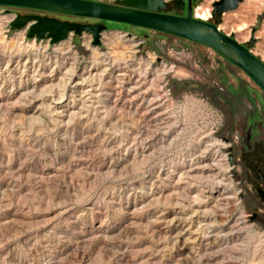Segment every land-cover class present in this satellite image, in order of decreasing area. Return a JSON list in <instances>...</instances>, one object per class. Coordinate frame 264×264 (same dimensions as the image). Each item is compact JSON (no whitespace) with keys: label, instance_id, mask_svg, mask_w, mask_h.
<instances>
[{"label":"rangeland","instance_id":"374dc122","mask_svg":"<svg viewBox=\"0 0 264 264\" xmlns=\"http://www.w3.org/2000/svg\"><path fill=\"white\" fill-rule=\"evenodd\" d=\"M167 1L166 11L186 14V0ZM213 1L190 0L192 12L211 10ZM12 12L101 22L106 30L99 46L91 45L87 33L55 44L33 42L2 29ZM218 28L240 43L253 37L250 51L264 62V0H241L222 14ZM113 33L124 37L109 44ZM136 40L142 43L132 46ZM54 63L59 68L51 80L35 82L39 77L32 69L43 66L47 72ZM163 63L172 64V71L159 75ZM57 80L62 86L39 90ZM24 81L37 84L38 97L27 98L35 95V105L15 92ZM0 103L5 104L0 107V182L15 174L12 187L0 186V264H113L120 255L117 264H149L154 253L156 264H196L198 255L189 247L197 245L181 244L187 229L190 239L208 237L203 242L213 244L210 251L219 250L220 264H264L256 248L260 237L264 245V206L252 169L260 155L257 140L264 138V94L211 48L123 23L1 6ZM56 109L63 111L60 116L53 114ZM244 143L250 148L244 150ZM102 155L104 166L84 165ZM205 163L210 164L202 173L192 170ZM159 210L178 216L170 233H182L177 243L156 246L150 226H166L156 224Z\"/></svg>","mask_w":264,"mask_h":264},{"label":"water","instance_id":"95a60500","mask_svg":"<svg viewBox=\"0 0 264 264\" xmlns=\"http://www.w3.org/2000/svg\"><path fill=\"white\" fill-rule=\"evenodd\" d=\"M240 2L241 0L213 1L210 21L192 16L190 0H186L185 15L167 13V0H115L114 3L95 0H0V5L123 23L184 38L211 48L242 70L264 94V62L250 51L253 37L240 43L218 28L222 14L235 9ZM9 26L24 29L28 39H49L51 44L66 39L69 34L87 33L92 46L101 44V33L106 30L101 22L82 24L38 14H18L10 21ZM227 158L229 164H232L230 149Z\"/></svg>","mask_w":264,"mask_h":264},{"label":"bare ground","instance_id":"6f19581e","mask_svg":"<svg viewBox=\"0 0 264 264\" xmlns=\"http://www.w3.org/2000/svg\"><path fill=\"white\" fill-rule=\"evenodd\" d=\"M194 16H196L197 18H199V19H202V20H208L209 18H210V9L209 8H202V7H199L196 11H195V9H194ZM242 26V25H241ZM241 26H238L237 27V29L236 30H241L242 29V27ZM243 28H245V27H243ZM70 35V34H69ZM68 35V36H69ZM68 36H67V38H68ZM123 37H124V35L123 34H121V33H113L111 36H109L108 37V43L109 44H111V42L116 38V39H120V38H122L123 39ZM66 40V39H65ZM62 41H64V40H62ZM67 43V42H66ZM87 43H88V41H87ZM89 45V44H88ZM135 44H133L132 46H134ZM32 47V46H31ZM71 48V45H67L66 46V50H69ZM21 49V48H20ZM60 50V49H59ZM95 50V48H93V51ZM31 51V50H30ZM33 52V51H32ZM23 53H25V52H23ZM31 53V52H30ZM29 53V54H30ZM35 53V52H34ZM37 53V52H36ZM38 54V53H37ZM40 54V53H39ZM42 54V53H41ZM44 54V53H43ZM70 54V53H69ZM20 55H17V58L19 57ZM27 56V55H26ZM31 56V55H30ZM42 56V55H41ZM55 57V56H54ZM154 57V56H153ZM15 58H16V56H15ZM34 58V57H33ZM57 58V57H56ZM55 58V59H56ZM12 59V58H11ZM19 59V58H18ZM17 59V60H18ZM27 59V58H26ZM54 59V60H55ZM61 59V58H60ZM14 60V59H13ZM44 60V59H43ZM51 60V59H50ZM33 61H35L34 59H33ZM94 61V60H93ZM151 61H152V59H151ZM150 61V62H151ZM16 62V61H15ZM44 62V61H43ZM61 62H63V61H61ZM114 62V61H113ZM150 62H148V65L150 64ZM34 63V62H33ZM94 63V62H93ZM23 64H24V61H23ZM45 64V63H44ZM55 64V63H54ZM61 64V63H60ZM52 65V64H51ZM6 66V65H5ZM15 66H16V64H15ZM54 66V65H53ZM51 67L50 69H49V71H47V72H45V70H46V68L45 67H38L37 66V68L36 69H32V72L34 73V75H36L37 77H39V78H37V79H35V82L36 81H38V82H45V81H50L51 79V77L52 76H54L57 72H56V70H57V68H59L58 66L56 67V64H55V66L54 67ZM30 67V66H29ZM56 67V68H55ZM172 64H165V63H163L162 65H161V67L156 71L159 75H163V74H165L166 72H168V71H172ZM5 68V67H4ZM31 68H32V66H31ZM72 68V67H71ZM71 68H69L68 67V70L70 71V69ZM14 70L16 69V68H13ZM13 70V71H14ZM24 70V69H23ZM22 70V71H23ZM27 70H28V67H27ZM31 70V69H30ZM67 70V69H66ZM66 70H64V71H66ZM67 70V71H68ZM74 70V69H73ZM104 70V69H103ZM5 71V70H4ZM11 71H12V69H11ZM105 71V70H104ZM26 72V71H25ZM71 73H73L72 71H70ZM88 72V71H87ZM2 73V72H1ZM136 73V72H135ZM17 74V73H16ZM67 74H69V72H67ZM94 74V73H93ZM103 74H104V72H103ZM123 74V73H122ZM28 75V74H27ZM30 75V74H29ZM63 75V74H62ZM61 75V77H63ZM66 75V74H65ZM70 75V74H69ZM87 75V74H86ZM90 75H91V73H90ZM97 75V74H96ZM102 75V74H101ZM112 75V74H111ZM117 75V74H116ZM132 75V74H131ZM83 77H85L84 75H82ZM60 76H59V78L58 79H60L61 78ZM65 77H67V76H65ZM15 78V77H14ZM30 78H32L31 76H30ZM88 78H89V76H88ZM92 78H93V76H92ZM100 78V77H99ZM127 78H129V77H127ZM66 79V78H65ZM95 79H96V77H95ZM130 79V78H129ZM32 80V79H31ZM61 80V79H60ZM87 80V79H86ZM89 80V79H88ZM93 80V79H92ZM117 80V79H116ZM121 80V79H120ZM126 80V79H125ZM62 81H63V78H62ZM62 81H60V82H62ZM81 81V80H80ZM85 81V80H84ZM123 81V80H122ZM25 82V81H24ZM35 82H31V83H27V82H25L23 85H19V87H17V88H15V92L16 93H18L19 91V93H18V97H20V98H23V99H27L32 93H33V91H35V90H37V84H35ZM77 82H79V81H77ZM86 82V81H85ZM124 82V81H123ZM27 83V84H26ZM64 82H62V84H63ZM75 83H76V81H75ZM91 83V82H90ZM99 83V82H98ZM56 84H58V85H61V84H59V80H57V83H49L48 85L47 84H44V86L41 88V87H39L40 89L39 90H41V89H43V88H48L49 90L48 91H50V88H52L53 86H56ZM77 84V83H76ZM127 84V83H126ZM56 86L57 88L59 87V86ZM62 86V85H61ZM72 86V85H71ZM55 87V88H56ZM64 87V86H63ZM62 87V88H63ZM93 87V86H92ZM95 87V86H94ZM11 89H13V88H11ZM54 89V87L52 88V90ZM83 89V88H82ZM46 91H47V89H45ZM51 90V91H52ZM104 90V89H103ZM129 90V89H128ZM13 91V90H12ZM62 91V90H61ZM60 91V92H61ZM129 91H131V90H129ZM39 92V91H38ZM41 92H43V91H41ZM59 92V93H60ZM35 93V92H34ZM33 93V94H34ZM40 93V92H39ZM58 93V94H59ZM110 93V92H109ZM11 94V93H10ZM36 94V93H35ZM63 94V93H62ZM37 95V97H38V94H36ZM82 95V94H81ZM144 95V94H143ZM61 96V95H60ZM32 97V96H31ZM34 97H36L35 95L30 99H27L28 100V103L30 104V105H35L36 103H37V100L38 99H36V98H34ZM75 97V96H74ZM40 99V98H39ZM74 99V98H73ZM58 101V100H57ZM5 103V102H4ZM56 104V103H55ZM115 104V103H114ZM3 105H5V104H2V103H0V107L1 106H3ZM40 105H43L42 103H40V104H38V108H39V106ZM28 106V105H27ZM158 106V105H157ZM42 107V106H41ZM82 107V106H81ZM112 108H113V106H112ZM57 110V109H56ZM112 110H114V109H112ZM63 111L61 110V111H53V114L54 115H56V116H60L61 115V113H62ZM76 112V111H75ZM74 112V113H75ZM110 112V111H109ZM71 113V112H70ZM71 115H72V113H71ZM113 116V115H112ZM111 116V117H112ZM33 117V116H32ZM155 117V116H154ZM157 117V116H156ZM34 118V117H33ZM149 124V123H148ZM147 125V124H146ZM143 126V125H142ZM159 126V125H158ZM145 127V126H144ZM162 127V126H161ZM71 127H69V129H70ZM139 128V127H138ZM73 129V128H72ZM82 129V128H81ZM140 129V128H139ZM138 130V129H137ZM141 130H142V128H141ZM160 130V129H159ZM223 144V143H222ZM105 148V147H104ZM106 149V148H105ZM210 150V149H209ZM199 157V156H198ZM202 157V156H201ZM196 158H197V156H196ZM90 160V159H89ZM110 160V159H109ZM202 160V159H201ZM222 160V159H221ZM92 163H90L89 165L88 164H84V165H86V167H90V168H94V167H98V168H100V167H102V166H104L105 164H106V159H105V156L104 155H102V156H97V157H95L94 156V158H92L91 160H90ZM223 161V160H222ZM88 162V161H87ZM94 162V163H93ZM194 162V161H193ZM218 162V161H217ZM117 163H118V160H115V161H113V162H110L108 165V167L109 168H114L116 165H117ZM198 164V163H197ZM209 166V164L208 163H205V164H202V165H197V166H195V167H192L193 169V171H196V172H200V173H202L206 168H207V165ZM225 164V163H224ZM224 164H217V166L222 170V166L224 165ZM212 165V164H211ZM215 166V165H214ZM209 168V167H208ZM213 168V167H212ZM215 169V168H214ZM190 170V169H189ZM186 172V171H185ZM184 172V173H185ZM14 172H12V174H10L11 176L9 177V179H7V177H4V179L0 182V186L1 187H4V188H8V187H12L13 186V184H14V180L12 179L13 177H14V175L15 174H13ZM187 174V173H186ZM41 173H40V175H38L37 177L38 178H41ZM196 175H198V174H195V175H190L189 173H188V176H190V177H196ZM209 175V174H208ZM187 176V175H186ZM199 176V175H198ZM215 176V175H214ZM168 177H170V176H168ZM209 177V176H208ZM216 177V176H215ZM182 178V177H181ZM189 177H187V179H188ZM210 178V177H209ZM180 179V178H179ZM223 179V178H222ZM178 180V179H177ZM182 180V179H181ZM206 180V179H205ZM204 180V181H205ZM179 181V180H178ZM188 181H191V180H188ZM212 181H214V178H212ZM220 181H222V180H220ZM218 182H219V180H218ZM174 183H176V182H174ZM172 184V186L173 185H176V184ZM205 183V182H204ZM210 184V183H209ZM230 184V183H229ZM211 185H212V183H211ZM228 185V184H227ZM169 186V185H168ZM207 186V185H206ZM213 186V185H212ZM216 186V185H215ZM175 187H177V186H175ZM178 187H179V185H178ZM173 188V187H172ZM186 189V188H185ZM187 189H189V187L187 188ZM210 189H212L211 187H210ZM177 190V189H176ZM2 191V190H1ZM157 192V191H156ZM172 192H173V190H172ZM190 192V191H189ZM158 193V192H157ZM177 193H179V192H177ZM160 194V193H159ZM197 196V195H196ZM195 197V196H194ZM230 197H232V196H230ZM190 198H191V196H190ZM193 198V197H192ZM199 198V197H198ZM210 198V197H209ZM226 198V197H225ZM228 198V197H227ZM234 198V197H233ZM197 199V197L194 199V200H196ZM230 199V198H229ZM200 200V198L198 199V201ZM201 201V200H200ZM207 201V200H206ZM216 201H218V200H216ZM141 202V201H140ZM190 202H191V200H190ZM195 202V201H194ZM197 202V201H196ZM139 203V202H138ZM202 203H204V202H202ZM218 203V202H217ZM228 203V202H227ZM188 204L189 203H187V206H188ZM195 204V203H194ZM198 204V203H197ZM208 204V203H207ZM219 204V203H218ZM179 205V204H178ZM179 206H181V205H179ZM183 206V205H182ZM184 206H186V205H184ZM191 206V205H190ZM217 206V205H216ZM219 206H221V205H219ZM192 207V206H191ZM175 208V207H174ZM188 208V207H187ZM199 209V208H198ZM198 209H197V211H198ZM210 209V208H209ZM208 209V212L209 211H211V210H209ZM222 209V208H221ZM179 210V209H178ZM177 210V211H178ZM201 210V209H200ZM205 210V209H204ZM213 210V209H212ZM217 210V209H216ZM216 210H214L213 211V213L216 211ZM176 211V212H177ZM189 211V210H188ZM187 211V212H188ZM196 211V210H195ZM194 210H193V212H195ZM173 211L171 210L170 212H162V211H160L159 210V212L158 211H156V213H158V215H157V218H156V224H158V223H164V224H166V226L165 227H160V226H150V229H151V232H152V234L155 236V238H157L158 239V241L156 242V246H161V247H164V245L163 244H165V243H167V242H169L170 240H173L175 243H177V239L176 238H179L180 236H181V234L182 233H180V232H176V234H173V235H170V233L172 232V230L175 228V225L174 224H172V222H173V220L175 219V217L174 216H176V215H174L173 217L172 216H170L171 215V213H172ZM180 212V211H179ZM182 212V211H181ZM185 212V211H184ZM186 212V213H187ZM201 212V211H200ZM205 212H207L206 210H205ZM204 211H202L201 213H203V217H204V213H205ZM212 212V211H211ZM195 213H197V212H195ZM212 213V214H213ZM208 214H211L210 212L208 213ZM218 215V214H217ZM216 215V216H217ZM180 216V215H179ZM176 217H178V216H176ZM180 218V217H179ZM184 218V217H183ZM187 218H188V216H187ZM185 219V218H184ZM190 219V218H189ZM186 220V219H185ZM187 221V220H186ZM198 221V220H197ZM204 221V220H203ZM209 221V220H208ZM214 221V220H213ZM186 223V222H185ZM199 224V223H198ZM209 224H212V223H210L209 222ZM179 225V224H178ZM181 225V224H180ZM202 225V224H201ZM215 225V224H214ZM213 225V226H214ZM231 225H233V224H231ZM164 226V225H163ZM189 226V225H188ZM192 226V225H191ZM208 226V225H207ZM213 226H211V227H213ZM218 227V226H217ZM234 227H236V226H234ZM181 228V227H180ZM186 228H188V227H186ZM185 228V229H186ZM199 228H200V226H199ZM207 228H209V226L207 227ZM216 229V228H215ZM196 230V229H195ZM194 230V231H195ZM229 230H230V225H229ZM237 230V232L240 230V228H237L236 229ZM235 230V231H236ZM241 230H242V228H241ZM180 231V230H179ZM186 231V230H185ZM209 231V230H208ZM211 231V230H210ZM222 231V230H221ZM182 232V231H181ZM199 232V231H198ZM206 232V231H205ZM204 232V233H205ZM231 232V231H230ZM243 232V231H242ZM190 233H191V231L189 230L188 231V229H187V231L185 232V234L187 235V237L186 238H184L182 241H181V244H183L184 246H186V244H196L197 245V247H195V246H190L189 247V249H191L190 250V252H192V253H194V252H196L197 253V255H198V259H197V262L198 263H200L202 260L204 261L203 263H206V264H220L219 262H220V260H218L217 261V258H218V255L220 254V252L217 254V251H219L218 249H217V251H210V249L212 248V246H213V244L211 245V243H209V241H207V242H203L205 239H203V238H205V237H207V236H201L200 238H198V239H196L195 237L193 238V239H190ZM216 234H214L215 236H214V239L218 236V233L217 232H215ZM224 234L226 233H228V231L227 232H223ZM233 233V232H232ZM241 233V232H240ZM192 234V233H191ZM195 234H196V232H195ZM212 235V234H211ZM220 235V234H219ZM221 235H223V234H221ZM227 235H229V234H227ZM208 236H209V234H208ZM160 237H162V239H161V241L159 240V238ZM182 238V237H181ZM208 238V237H207ZM180 239V238H179ZM214 241V240H213ZM155 242V241H154ZM212 242V241H211ZM260 242H262V240H261V237H260V239L258 240V242L257 243H259L258 245H256V248H257V250L259 251V253L261 252V258H263L264 259V249H263V247H264V245H262ZM174 243V244H175ZM218 243V242H217ZM215 244V243H214ZM220 244V243H219ZM218 244V245H219ZM116 245V244H115ZM216 245V244H215ZM62 246V245H61ZM64 246V245H63ZM220 246H218V248H219ZM228 247V246H227ZM61 248V247H60ZM225 248V247H224ZM194 249H199L200 251L201 250H206V249H208L210 252H207V251H204V254L202 253L203 251H201V253L202 254H200V252H199V250L198 251H196V250H194ZM212 249H214V248H212ZM121 251V250H120ZM223 252L224 251H226L225 249H223L222 250ZM199 252V253H198ZM65 253H66V251H65ZM61 254V253H60ZM118 254V253H117ZM155 254V253H154ZM154 254H151V255H149L148 256V261H149V264H156L155 262L156 261H154V257H153V255ZM116 256V255H115ZM169 256V255H168ZM195 257H196V255H195ZM219 258H221V257H219ZM122 259V255H120L119 257H117L116 259H114L113 260V264H117L120 260ZM124 259V258H123ZM156 260V259H155ZM170 260V259H169ZM225 260V259H224ZM166 261H168V260H166ZM227 261V260H226ZM230 261V260H229ZM129 262V261H128ZM197 262H196V264H197ZM225 262V261H224ZM228 262V261H227ZM257 262V261H256ZM261 263H264V260H261L260 261ZM132 263V262H131ZM202 263V262H201ZM126 264V263H125ZM146 264H148V263H146ZM158 264H160V263H158ZM223 264V263H222Z\"/></svg>","mask_w":264,"mask_h":264},{"label":"flooded vegetation","instance_id":"af4514ba","mask_svg":"<svg viewBox=\"0 0 264 264\" xmlns=\"http://www.w3.org/2000/svg\"><path fill=\"white\" fill-rule=\"evenodd\" d=\"M247 139H251L249 133L247 135ZM256 144L258 145V149L260 150V155L259 160L254 161V164L252 165V169L256 173L257 180V184L255 185L254 189L258 198L263 201L261 205L264 206V138H260L259 140H257ZM247 148H250V145L248 143H244V150H246Z\"/></svg>","mask_w":264,"mask_h":264},{"label":"built area","instance_id":"2783aa9c","mask_svg":"<svg viewBox=\"0 0 264 264\" xmlns=\"http://www.w3.org/2000/svg\"><path fill=\"white\" fill-rule=\"evenodd\" d=\"M0 7H1V5H0ZM12 7H14V6H12ZM21 8H23V7H21ZM18 15V13L17 12H12V13H10V14H8V15H6L5 16V18H3V23H2V29L3 30H8V29H12L13 31H16L17 32V34L19 35V34H21L22 35V38H24L25 37V30H22L21 31V29H14V28H11L10 26H9V23H10V21L13 19V18H15L16 16ZM20 15H22V14H20ZM192 16L194 17V18H196V19H199V18H197L196 16H194V10H193V12H192ZM211 16V15H210ZM7 17H9L8 19H7ZM200 20H202V19H200ZM203 21H207V20H203ZM150 30V29H149ZM153 31H155V30H153ZM28 39V38H27ZM33 42L34 41H36V40H34V39H31ZM43 40H45V41H48L49 42V39H41V40H38V42H42ZM50 43V42H49ZM142 43V41L141 40H136V46L137 45H140ZM51 44V43H50ZM153 54V53H152ZM154 55V54H153ZM227 155H228V153H227ZM227 160H228V158H227ZM231 166H233V163L231 164Z\"/></svg>","mask_w":264,"mask_h":264},{"label":"crops","instance_id":"0c3cea01","mask_svg":"<svg viewBox=\"0 0 264 264\" xmlns=\"http://www.w3.org/2000/svg\"><path fill=\"white\" fill-rule=\"evenodd\" d=\"M166 12L170 14H180V12H173V11H166Z\"/></svg>","mask_w":264,"mask_h":264}]
</instances>
